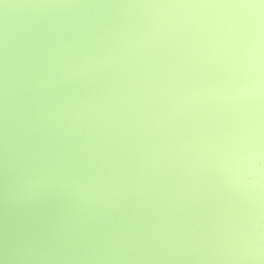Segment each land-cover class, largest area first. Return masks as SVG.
<instances>
[{"label":"rangeland","instance_id":"rangeland-1","mask_svg":"<svg viewBox=\"0 0 264 264\" xmlns=\"http://www.w3.org/2000/svg\"><path fill=\"white\" fill-rule=\"evenodd\" d=\"M257 19L0 0L3 264H264Z\"/></svg>","mask_w":264,"mask_h":264},{"label":"clouds","instance_id":"clouds-1","mask_svg":"<svg viewBox=\"0 0 264 264\" xmlns=\"http://www.w3.org/2000/svg\"><path fill=\"white\" fill-rule=\"evenodd\" d=\"M264 0H259V4L255 3V0H237V6L244 8H255L258 10L257 28L261 35V44L259 51V58L262 67H264ZM258 90L264 93V79L259 82ZM261 181L264 182V175L261 176ZM0 264H3V260L0 259Z\"/></svg>","mask_w":264,"mask_h":264},{"label":"snow or ice","instance_id":"snow-or-ice-1","mask_svg":"<svg viewBox=\"0 0 264 264\" xmlns=\"http://www.w3.org/2000/svg\"><path fill=\"white\" fill-rule=\"evenodd\" d=\"M262 8H264V5H262Z\"/></svg>","mask_w":264,"mask_h":264}]
</instances>
